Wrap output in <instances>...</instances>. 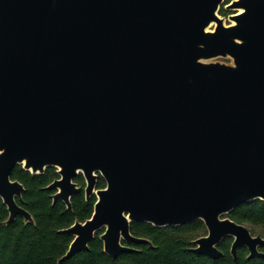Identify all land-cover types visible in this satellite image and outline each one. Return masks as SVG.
<instances>
[{
    "label": "water",
    "instance_id": "1",
    "mask_svg": "<svg viewBox=\"0 0 264 264\" xmlns=\"http://www.w3.org/2000/svg\"><path fill=\"white\" fill-rule=\"evenodd\" d=\"M0 0V198L7 224L35 219L12 179L57 169L46 187L92 216L63 231L67 261L102 230L113 259L155 227L198 220L191 250L263 257L264 237L228 215L264 200V0ZM220 59H230V62ZM106 186L97 189L98 178Z\"/></svg>",
    "mask_w": 264,
    "mask_h": 264
},
{
    "label": "trees",
    "instance_id": "2",
    "mask_svg": "<svg viewBox=\"0 0 264 264\" xmlns=\"http://www.w3.org/2000/svg\"><path fill=\"white\" fill-rule=\"evenodd\" d=\"M226 2L220 10L223 16L229 15L225 9ZM55 168L47 169L43 174L34 175L17 166L12 173V179L20 181L25 186L23 202L30 211L35 223H25L21 216L16 221L7 224L9 212L0 198V264H264L263 257L248 259L249 250L246 247L238 249V259L231 255L233 238H226L220 249L224 256L213 259L194 253L193 240L207 234L203 221L198 220L182 226L155 227L147 222H134L131 232L137 237L147 238L153 246L147 243L133 244V251L122 253L116 259L104 252L103 241L98 232L90 243V249L77 254L70 260L59 262L73 241V236L63 230L70 227L76 220L81 222L89 219L94 211L96 197L86 200L85 195H77L72 203L73 210H68L64 202H53L55 190L46 187L58 178ZM76 181L84 185L82 176ZM106 186L100 177L98 187ZM242 224L264 226V200H255L238 206L228 215ZM260 250L264 252V247Z\"/></svg>",
    "mask_w": 264,
    "mask_h": 264
},
{
    "label": "rangeland",
    "instance_id": "3",
    "mask_svg": "<svg viewBox=\"0 0 264 264\" xmlns=\"http://www.w3.org/2000/svg\"><path fill=\"white\" fill-rule=\"evenodd\" d=\"M226 2H228V4H230V3L233 2V0H226L225 3H226ZM229 12H230V13H229V15H230V14L233 13L234 11L230 10ZM229 15H228L227 18H226V23H227V24H230V23H231V21H229V19H228ZM222 16H223V15H222ZM220 60L230 62V59H220ZM245 225H246V226L252 231V233H253L254 235H261V236L264 237V226H261V225L253 226V225L248 224V223H246Z\"/></svg>",
    "mask_w": 264,
    "mask_h": 264
},
{
    "label": "flooded vegetation",
    "instance_id": "4",
    "mask_svg": "<svg viewBox=\"0 0 264 264\" xmlns=\"http://www.w3.org/2000/svg\"><path fill=\"white\" fill-rule=\"evenodd\" d=\"M19 166H21V165H19ZM48 169H50V168H48ZM56 170H57V169H56ZM79 176H82V177H83V179H84V185H80V184L76 181V178H77L78 176L75 178V182H77L78 185L81 186V187L83 188V191H82L80 194L83 193V194L85 195V198H86V194H85V191H84V189H85V187H86V180H85V178H84V176H83L82 174H80ZM59 177H60V176H59ZM59 177H58V178H59ZM100 177H101V176H100ZM100 177H99V178H100ZM99 178H98V180H99ZM56 179H57V178H56ZM54 180H55V179H54ZM54 180H53V181H54ZM53 181H52V182H53ZM52 182H51V183H52ZM103 188H104V187H103ZM97 189H102V188H99V187H98V182H97ZM55 193H56V190H55ZM78 195H79V194H78ZM75 197H76V196H75ZM75 197H74V198H75ZM92 197H96V201H97V196H96L95 194H94L93 196H91L90 198H92ZM74 198H73V199H74ZM73 199H72V201H73ZM86 200H87V199H86ZM64 204H65V203H64ZM65 205H66V204H65ZM66 207H67V206H66ZM76 221H77V220H76ZM76 221H75V222H76ZM79 221H80V220H79ZM83 222H85V221H83ZM103 231H104V230H103Z\"/></svg>",
    "mask_w": 264,
    "mask_h": 264
}]
</instances>
